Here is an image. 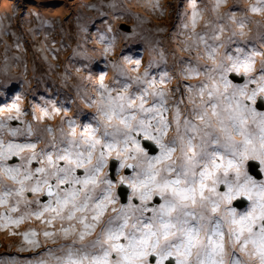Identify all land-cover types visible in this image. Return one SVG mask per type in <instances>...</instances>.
Returning <instances> with one entry per match:
<instances>
[{
	"label": "snow or ice",
	"instance_id": "snow-or-ice-1",
	"mask_svg": "<svg viewBox=\"0 0 264 264\" xmlns=\"http://www.w3.org/2000/svg\"><path fill=\"white\" fill-rule=\"evenodd\" d=\"M225 3L215 0L216 20L206 24L211 43L195 31L200 14L192 4L188 48L203 44L202 55L210 63L181 59L187 63L181 69L185 80L205 76L196 85L185 84L191 95L183 112L184 96L170 95L181 91L179 84L164 87L172 79L167 71L152 76L150 62L139 73L140 61L124 56V63L113 64V84H105L101 75L96 98H88L95 107L94 123L77 132L69 119V131L61 129L39 152L35 143L0 139V207H5L0 227L18 226L31 217L48 226L61 222L43 236L59 235L66 243L48 249L51 261L36 264H264V178L250 174L256 162L264 175V111L256 107L258 98L264 101V23L256 21L259 48L244 31L250 22L247 12L264 15V0H255L240 17L231 11L234 5L221 14ZM225 18L238 31L223 40ZM100 39L107 41L106 55L115 36ZM235 76L246 79L234 83ZM250 84L256 87L249 89ZM13 107L20 112L18 105ZM43 113L49 115L46 109ZM17 119L0 118V130ZM8 131L11 136L18 132ZM145 142L158 151L150 154ZM26 149L28 155L21 156ZM13 157L22 163H9ZM34 161L39 166L33 167ZM125 186L130 189L126 203L118 192ZM237 201L250 203L238 211ZM21 235L28 245L40 246L34 229Z\"/></svg>",
	"mask_w": 264,
	"mask_h": 264
},
{
	"label": "rangeland",
	"instance_id": "rangeland-1",
	"mask_svg": "<svg viewBox=\"0 0 264 264\" xmlns=\"http://www.w3.org/2000/svg\"><path fill=\"white\" fill-rule=\"evenodd\" d=\"M156 3L157 0H0V118L19 116L17 120L6 121L7 128L0 130V139H11L21 144L35 143L39 152L53 136L59 137L61 129L65 133L69 131V119L76 122L77 132L82 130V125L94 123L95 107L89 106L88 98H96L101 75L105 84H113V64L124 63V56L133 58V62L140 61L139 73L149 68L150 62H154L149 69L152 76L159 78L162 72L167 71L172 79L164 87L172 90L179 84L181 91H170V95L175 99L184 96L185 103L180 105L183 112L191 95L187 93L185 84L196 85L205 76H192L185 80L181 69L187 63L181 64V59L197 61L201 65L210 63L202 55L203 44L198 47L193 44L188 48L192 43L189 40L192 4H196L200 14L195 31L205 35L211 43V27H206V24L216 20L217 13L212 10L215 0H158L159 7H154ZM252 3L255 0H227L219 12L226 13L229 5H234L231 11L240 17ZM3 4L8 6L3 8ZM247 15L250 22L244 31L259 48L256 34L261 29L256 21L264 23V15L251 12ZM122 22L128 25L129 30ZM185 23L189 25L188 29L182 27ZM223 23L227 30L221 39L226 40L231 31H238V28L226 18ZM162 25L164 30L160 36L163 39L156 37L154 31L155 27ZM109 27L112 32L107 31ZM101 35L115 36L106 55L107 41H102ZM235 48L236 45H232L233 54ZM197 52L201 53L200 57H197ZM125 66L130 70L129 75L137 74L131 71V64ZM244 79L235 76L233 82L242 84ZM254 87L256 85H249V89ZM169 103H172L171 99ZM261 103L264 101L258 98L257 111H264V106L259 108ZM14 105L19 106V113ZM44 109L48 116H44ZM80 113L85 114L83 122H79ZM29 124L32 126L31 135L28 134ZM48 127L53 129L51 134L47 132ZM8 129H17V135L11 136ZM28 152L26 149L21 156L28 155ZM9 163L20 164L22 161L18 157ZM36 166L39 165L34 162L33 167ZM250 174L257 178L255 171H250ZM32 207L36 208V205ZM21 210H24L23 205ZM4 212L5 207H0V213ZM47 216L45 214V218ZM60 223L57 220L53 226H48L31 217L18 226L0 227V261H5L2 264H28L29 261L36 264L41 259L51 261L52 257L46 254L48 249H58L59 246L32 253L39 247L28 245L21 234L34 229L39 241L44 230L56 231ZM13 232L16 235H12Z\"/></svg>",
	"mask_w": 264,
	"mask_h": 264
},
{
	"label": "flooded vegetation",
	"instance_id": "flooded-vegetation-1",
	"mask_svg": "<svg viewBox=\"0 0 264 264\" xmlns=\"http://www.w3.org/2000/svg\"><path fill=\"white\" fill-rule=\"evenodd\" d=\"M156 151H157V149H156ZM155 154V153H154ZM35 162V161H34ZM34 162H33V164H34ZM127 173L128 174H130L131 173V170L129 169V170H127ZM78 174H82V170H80L79 172H78ZM128 190V195L130 194V189H127ZM28 195V197L30 198V199H35V197H33L32 196V194H27ZM127 195V196H128ZM40 199H41V202L42 203H45V202H47V197H40ZM126 202H127V200H126ZM125 202V203H126ZM134 202H138V201H134ZM149 215H150V213H149ZM54 223H56V222H54ZM66 224V223H65ZM59 227H60V225H59ZM60 240V242H61V245L62 244H64V243H66V241H64L59 235H57L56 237H50V240H51V242L50 243H48L47 245L48 246H52V245H55V242L54 241H56V240ZM38 250H42V248L41 247H39L38 249H36V250H34V251H32V253H35L36 251H38ZM31 253V252H30ZM0 264H2V263H0ZM165 264H169V262H165ZM172 264H174V261L172 262Z\"/></svg>",
	"mask_w": 264,
	"mask_h": 264
},
{
	"label": "water",
	"instance_id": "water-1",
	"mask_svg": "<svg viewBox=\"0 0 264 264\" xmlns=\"http://www.w3.org/2000/svg\"><path fill=\"white\" fill-rule=\"evenodd\" d=\"M123 25H125L124 23H122ZM125 27H126V29L127 30H129V27H128V25H125ZM242 78V77H241ZM145 143H148L149 144V146H150V148L152 149V151L150 152V154L151 153H153V151H155L156 149L153 147V146H151V144H150V142H145ZM17 159V158H16ZM16 159L14 160V158L11 160L12 162L13 161H16ZM250 171H255V173H256V175L258 176V174H259V172L260 171H258L257 170V168L255 167V166H253L251 169H250ZM128 188L125 186V187H122V188H120V189H118V192L119 193H121L122 195H121V201L120 202H126V200H127V195H128V190H127Z\"/></svg>",
	"mask_w": 264,
	"mask_h": 264
},
{
	"label": "bare ground",
	"instance_id": "bare-ground-1",
	"mask_svg": "<svg viewBox=\"0 0 264 264\" xmlns=\"http://www.w3.org/2000/svg\"><path fill=\"white\" fill-rule=\"evenodd\" d=\"M5 6L7 7L8 5L7 4H3L2 7L5 8ZM211 27V26H210ZM164 30V25L162 26H157L155 27L154 31H155V35L156 37H160L161 39H163V36H160V32ZM165 41H169V38H165ZM79 118L81 120H84L85 119V114L84 113H80L79 115Z\"/></svg>",
	"mask_w": 264,
	"mask_h": 264
},
{
	"label": "trees",
	"instance_id": "trees-1",
	"mask_svg": "<svg viewBox=\"0 0 264 264\" xmlns=\"http://www.w3.org/2000/svg\"><path fill=\"white\" fill-rule=\"evenodd\" d=\"M122 23H124V22H122ZM124 24H125V23H124ZM98 46H99V45H98ZM98 46H97V47H98ZM134 51L136 52V50H134ZM100 65H101V63H100ZM100 65H99V66H100Z\"/></svg>",
	"mask_w": 264,
	"mask_h": 264
}]
</instances>
